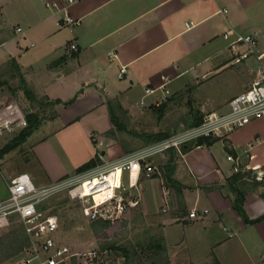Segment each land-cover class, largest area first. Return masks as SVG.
I'll use <instances>...</instances> for the list:
<instances>
[{"label": "crops", "instance_id": "crops-1", "mask_svg": "<svg viewBox=\"0 0 264 264\" xmlns=\"http://www.w3.org/2000/svg\"><path fill=\"white\" fill-rule=\"evenodd\" d=\"M67 17L78 25L59 29L57 23ZM16 27L35 49L33 61L43 63L50 86L43 95L61 102L54 105L56 116L42 124L52 128L36 136L39 126L22 144L29 147L28 166L8 178L26 173L36 186L68 176L92 158L100 166L159 141L174 129L165 125L168 101L185 92L189 108L173 122L176 129L186 128L203 112L228 111L229 100L247 89L264 67V47L253 48V61L248 56L236 61L247 46L231 44L237 36H251L255 43L264 37V0H0V36L5 39L10 30L16 35ZM8 41L2 40L1 48ZM70 44L77 46L76 52L68 51ZM16 48L13 45L16 55L8 53L15 61L20 58ZM240 64L239 93L214 101L201 89L203 94L198 88L196 92L209 74ZM19 68L23 76L34 73L32 64ZM146 88L154 92L148 95ZM71 96L75 102L63 104ZM143 125L146 131L139 130ZM228 154L238 157L240 172L255 177L263 173L264 118L251 120L208 147L151 157L148 162L157 173L150 179L138 177L130 190L138 205L128 212L137 210L144 219L155 217L161 224L170 264H210L213 259L219 264L264 263V220L244 224L232 209L234 195L227 180L235 173ZM169 167L179 197L165 184ZM127 179L125 174L124 184ZM244 181L243 209L255 219L264 214V179L255 187ZM148 193L157 194L152 205L145 200ZM194 208L208 213L190 219Z\"/></svg>", "mask_w": 264, "mask_h": 264}, {"label": "built area", "instance_id": "built-area-1", "mask_svg": "<svg viewBox=\"0 0 264 264\" xmlns=\"http://www.w3.org/2000/svg\"><path fill=\"white\" fill-rule=\"evenodd\" d=\"M72 2L74 0H67L69 4ZM46 6L56 7L54 4ZM77 25L78 21L69 17L57 23L59 29L72 30ZM16 32H21V28L17 27ZM224 37L227 38V35ZM239 42L244 43L248 50L236 61L253 53L255 45V40L251 36H237L231 44ZM67 49L74 53L77 46L70 44ZM119 72L123 74L125 68L121 67ZM153 92L154 90L150 88L145 89L148 95ZM164 93L167 94L168 91L165 90ZM228 106L226 112L204 114L198 126L184 128L117 161L63 177L45 186H36L26 173L12 177L6 184V198L0 200V220L16 216L27 238L26 255L18 264H96L99 259L96 249L77 253L57 240L58 217L52 213L42 212L39 205L50 196L64 193L69 199L81 205L80 214L88 221L113 222L122 218L138 205V198L130 195V190L135 188L138 177L150 179L157 172L156 167L148 162L151 157L163 155L169 149L179 150L182 144L199 137L223 139L251 120L264 118V67H260L257 79L247 89L229 100ZM24 127L26 119L16 105H10L7 109L0 107V140L13 133H19ZM95 143L98 146L102 144L100 141ZM250 147L251 145H248L247 148ZM226 160L232 164L234 173L240 171L238 157L234 158L228 154ZM125 174L128 177L126 184L123 182ZM167 194L165 192V195ZM162 211L166 212V205ZM207 213L206 209L194 208L188 213V218H201Z\"/></svg>", "mask_w": 264, "mask_h": 264}, {"label": "rangeland", "instance_id": "rangeland-1", "mask_svg": "<svg viewBox=\"0 0 264 264\" xmlns=\"http://www.w3.org/2000/svg\"><path fill=\"white\" fill-rule=\"evenodd\" d=\"M17 33L20 32H16L15 35L10 30L6 32L7 37L5 39L3 36H0V42L2 40H9L2 48L0 46V107H4V109H7L10 105H16L25 119L27 114L38 112L40 117L42 118V125L44 122L51 119L52 113L55 111V109L54 107L50 108L49 106L38 107L35 102L29 101L25 96L23 90L20 88V79L17 75V72L14 71V68H12V70L10 69L11 65L8 62V60L10 59L8 58V53L16 55V51H13L12 49L13 45L17 46L16 49L19 50L20 58L18 56H16L17 58H15L16 61L18 60V64H32L33 66V75L25 74L23 76L24 73L22 74L21 70H19L24 81L26 82L25 89L30 91L38 101L42 100L41 102L44 105L45 103H48V101H50L45 95H43L45 90L46 92L50 90V86L47 82L46 72L41 69V65L43 63L33 61V53L35 49L30 47V41H24L23 38ZM255 44L256 45H254L253 47L255 49L264 47V37L260 38L259 41H257V43ZM255 54V52L248 54V61H253L252 59L255 58ZM6 57L8 59H6ZM244 61L246 62V60ZM240 68L242 69V64L232 67L231 69L223 72L218 71L209 74V76L203 78L202 85L196 87V92H199L201 89L207 97L212 98L214 101L239 93L240 91H242V77L237 76V70ZM12 73L14 75H11ZM197 88L199 89V91L197 90ZM203 92L200 91L201 94H203ZM189 99L190 97L185 92L180 97V99L173 98L171 101L169 99L161 100L162 102L169 100L168 107L164 114V116L166 117V127L174 128L171 130L172 132H169V134L177 133L185 128L183 126H180L178 129H176L173 126V122H175L178 117H183L187 113L189 108ZM69 100H71V103L66 105L74 103L75 97L71 96ZM206 113L208 112H203V115ZM147 117H149V115H147ZM152 125H149V128H152ZM146 127V125H143L142 129H137L146 131L144 130ZM50 128H52L50 124L42 125L40 131L35 133L34 135L37 136L40 133L47 132ZM131 129L134 130V127L130 128V130ZM17 133H13L6 136L4 139H1L0 149ZM29 158V147L26 145H21L0 158V200L6 198L7 196V188L5 182L8 181L9 176L19 171L21 168L28 166L29 162L31 161V158ZM30 166H34V163H31ZM31 169L35 173V168L32 167ZM75 174L77 173H75L74 171L73 173L68 174L67 177L73 176ZM160 175L162 177L163 170L160 171ZM154 176L155 174L152 177ZM147 183L148 182H146V184ZM148 194L149 195L145 198V200L152 205V203L154 204L156 201L157 194ZM80 207L81 205L78 202L72 201L64 193L50 196L39 205V208L42 212L52 213L58 217L59 230L57 232L56 238L60 241V243L67 245L73 252L82 253L88 252L91 249H96L99 255V259L96 261V264H123V258L120 256V253L116 252L114 249H110L109 247L107 248V246L111 245L117 247L120 245L131 244L136 247V251L139 255L141 263L148 264V261L146 259V257L149 255L146 248L147 239L152 236L157 238L163 237L161 228L162 226L156 221L155 217L144 219L139 211L132 210L125 213L122 218L110 222L107 229L102 230L99 233H94L92 229V222L84 219L81 216ZM10 218V220H0V239H6L7 235L11 231H22L20 222L18 221L17 217L12 216ZM3 242L1 241L0 244L3 245ZM103 246H105V249L103 248ZM25 255L26 246L22 248L20 252L0 264H18ZM196 258V256L193 257V259Z\"/></svg>", "mask_w": 264, "mask_h": 264}, {"label": "trees", "instance_id": "trees-1", "mask_svg": "<svg viewBox=\"0 0 264 264\" xmlns=\"http://www.w3.org/2000/svg\"><path fill=\"white\" fill-rule=\"evenodd\" d=\"M8 62L10 63V69L14 68V71L17 72V75L20 79V88L23 90L25 96L27 99L31 102H35L38 107L42 106H49L50 108H53L54 105L61 103L58 99L54 101H48V103H43L41 102L42 100H37L33 94L25 89L26 82L24 81L22 74L20 73L19 65L16 63L14 59H9ZM11 75H14L13 73ZM1 82V81H0ZM71 103V100H68L64 102L63 104H69ZM56 116V112L54 111L52 113L51 118H54ZM203 118V114L200 115V117L194 119L190 125H188L186 128H191L194 126H198L201 124ZM42 123V118L40 117L38 112L34 113H29L26 115V127H24L19 133H17L11 140H9L1 149H0V158H2L5 154L9 153L10 151L18 148L22 144H24L27 140V138L39 127L41 126ZM171 134L163 135L160 140H163L167 137H169ZM218 140V138H210V137H199L196 138L192 141H189L187 143H184L181 145L179 148L182 153H186L192 148L195 147H201V146H210L214 141ZM173 150V149H169ZM97 159L92 158L86 163L82 164L79 166L76 170L75 173H81L85 172L97 165ZM171 170L172 167H169L166 170V180L165 184L167 186L171 185L174 187L176 191V195L179 197V187L177 186V182L171 178ZM250 180V185L251 187L257 186L259 181H257L256 177L254 175H251L250 171H242V172H237L233 174L228 180H227V187L229 190L232 192L234 195V199L232 202V209L239 215V217L242 219L244 224L247 225H252L255 223H258L260 221L264 220V214L261 216L255 218V219H249L248 216L246 215L244 209H243V203H244V194H245V184L246 181L244 180ZM9 220L11 219L10 217L8 218ZM92 222V229L94 233H99L102 230H105L109 227L110 222L109 221H104V220H95L91 221ZM21 227V226H20ZM22 228V227H21ZM4 240V242H3ZM3 242L1 245L0 244V263L3 261H6L7 259L11 258L18 252L22 250L25 246H27V238L24 235L23 229L22 231L14 230L11 231L6 239L2 238L0 239ZM108 245L107 248L109 247L110 249H114L116 252L120 253V256L123 258V264H142L139 255L137 253V249L134 245H120L117 247ZM105 249V246H103ZM146 248H147V253L149 254L146 259L148 261V264H170V261L167 256V250H166V245L164 242L163 237H149L147 239L146 243ZM210 264H219L216 259H213ZM264 264V263H263Z\"/></svg>", "mask_w": 264, "mask_h": 264}, {"label": "water", "instance_id": "water-1", "mask_svg": "<svg viewBox=\"0 0 264 264\" xmlns=\"http://www.w3.org/2000/svg\"><path fill=\"white\" fill-rule=\"evenodd\" d=\"M257 178L258 179H264V172L263 173H260Z\"/></svg>", "mask_w": 264, "mask_h": 264}, {"label": "bare ground", "instance_id": "bare-ground-1", "mask_svg": "<svg viewBox=\"0 0 264 264\" xmlns=\"http://www.w3.org/2000/svg\"><path fill=\"white\" fill-rule=\"evenodd\" d=\"M133 175L135 176V172H133Z\"/></svg>", "mask_w": 264, "mask_h": 264}]
</instances>
